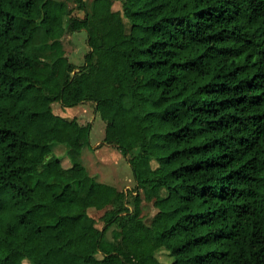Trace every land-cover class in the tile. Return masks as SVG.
Returning <instances> with one entry per match:
<instances>
[{
  "label": "trees",
  "instance_id": "1",
  "mask_svg": "<svg viewBox=\"0 0 264 264\" xmlns=\"http://www.w3.org/2000/svg\"><path fill=\"white\" fill-rule=\"evenodd\" d=\"M113 2L0 0V264H264V0ZM83 101L133 189L73 160Z\"/></svg>",
  "mask_w": 264,
  "mask_h": 264
},
{
  "label": "rangeland",
  "instance_id": "2",
  "mask_svg": "<svg viewBox=\"0 0 264 264\" xmlns=\"http://www.w3.org/2000/svg\"><path fill=\"white\" fill-rule=\"evenodd\" d=\"M93 0H86L88 9L91 8ZM113 8H120L119 0H114ZM62 50L75 65L84 62V54L89 47L86 42V31L79 29L64 34L61 38ZM54 110L65 117H75L79 123L87 126V141L74 156L80 161L89 176L97 181L113 185L118 190L133 189L135 179L132 168L125 154L116 146L103 142L105 121L95 111L94 105L89 101H83L73 106L63 107L59 102L53 104ZM54 153L60 158L62 166L68 167L73 160L66 152L64 144L52 142ZM141 213L145 218L151 217L155 210L151 202L141 199ZM89 214L98 219L101 210L89 209ZM102 221H96V226L101 227ZM159 260L167 263L170 256L165 250L156 253ZM97 256H99L97 254ZM26 264V261H23Z\"/></svg>",
  "mask_w": 264,
  "mask_h": 264
}]
</instances>
